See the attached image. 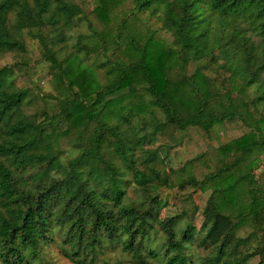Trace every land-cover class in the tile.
Listing matches in <instances>:
<instances>
[{
  "label": "trees",
  "instance_id": "trees-1",
  "mask_svg": "<svg viewBox=\"0 0 264 264\" xmlns=\"http://www.w3.org/2000/svg\"><path fill=\"white\" fill-rule=\"evenodd\" d=\"M117 6L123 12L111 28L110 10ZM139 13L159 23L160 30L169 35V46L145 29L142 46L133 44L139 57L116 61L113 56L127 15L137 19ZM81 21L87 32L76 36L75 55L81 61L90 55L104 57L96 68L108 65L106 74H112L98 89L84 93L65 80L69 97L38 98L53 104L55 112L48 114L41 108L38 114H25L21 111L25 89L6 91L3 74H14L11 67L0 66V264H37L42 247L50 242H57L73 264H94L97 256L117 247L131 257V264H149L147 258L158 257L149 244L156 224L164 237L161 264H243L251 257L245 249L247 242L264 224V185L253 175L259 166L236 176L251 184L248 214L255 225L252 231L244 236L237 233L247 212H222L214 199L217 188L202 207L199 228L189 223L178 228V215L158 218L165 205L158 189L204 191L217 174L173 183L168 175L172 168L168 173L159 170L153 164L159 159L156 151L143 145L150 144L162 127L171 131L195 127L207 132L214 122L238 119L256 139L220 170L234 167L248 155L264 153V128L260 126L264 123V0H93L87 14L71 0H0V52L25 53L22 31L47 26L48 42L37 36L49 68L59 69L63 60L49 46L62 44L66 31ZM109 29L114 37L107 49ZM151 43L171 59L180 72L179 81L188 83L192 91V78H209L200 71L208 70L224 91L245 97L242 108L220 114L213 108L203 110L207 99L192 100V112L182 104V109L176 108L166 80L145 60L146 45ZM189 63L194 69L188 70ZM133 73L163 113L162 122L147 123L127 104L118 107L114 121L104 117L108 98L129 89ZM74 128L80 139L73 144L77 152L62 162L64 150L56 148L55 142L60 133L65 136ZM160 145L167 156L169 144ZM142 153L144 159L139 161ZM130 183L141 191L142 200L126 199L125 187ZM195 235L197 246L207 252L193 261L185 248ZM260 243L258 248L263 250L264 238Z\"/></svg>",
  "mask_w": 264,
  "mask_h": 264
},
{
  "label": "rangeland",
  "instance_id": "rangeland-1",
  "mask_svg": "<svg viewBox=\"0 0 264 264\" xmlns=\"http://www.w3.org/2000/svg\"><path fill=\"white\" fill-rule=\"evenodd\" d=\"M80 6L83 13L91 11L93 0H71ZM122 6L111 9V20L116 22L121 17ZM149 18L145 13L137 14V19L127 15L125 28L122 30L120 38L117 40L118 46L115 49L113 58L116 61L127 62L139 57V50L133 46L137 44L142 46L144 30L149 29L154 32L155 38L161 41L165 46H169V35L160 30L159 23ZM95 25V23L93 24ZM47 26L40 28H27L21 33V39L25 45V53L0 52V66L11 67L13 76L4 73L3 88L8 92H16L25 89V96L21 105V111L25 114H38L41 108H44L48 114L56 111L51 103L38 101V98L45 100L52 99L54 94L67 96L65 80L69 81L74 89L78 88L84 93L92 92L103 85L107 78L112 74H106L108 65L96 68L98 62L104 60L90 55L82 61L75 55L73 44L78 34L87 32L85 23L79 22L76 26L66 31V38L62 44L49 46L54 51L56 58L62 62L59 69H50L47 60L43 56V47L38 39L44 37L47 42L50 38V32ZM110 40L106 48L112 47L113 31L109 29ZM145 60H147L153 69L162 74L166 80L165 87L168 95L176 108L180 104L188 107L186 111L192 112L194 102L201 99L206 100L203 110L213 108L217 113L227 112L231 108H242L244 96L226 92L219 85L218 81L211 79L208 70H200L202 75H195L192 81L195 90H191L188 83L179 81L180 72L173 64L171 59L162 56L156 46L151 43L145 48ZM160 64V65H159ZM194 69V64H188V70ZM179 73H178V72ZM130 88H123L120 93L113 94L108 98V107L105 118L114 121L113 114L121 105H129L136 110L140 119L147 123L163 121V113L155 107L150 96L144 91L141 83L137 80L136 74L130 75ZM208 93V94H207ZM196 95V96H195ZM245 115L246 113L243 112ZM62 126V125H61ZM264 128V123L260 124ZM149 128V127H148ZM63 129V128H62ZM77 128L70 129L67 135L61 133L55 142L56 148L64 150L60 161L72 158L76 154L73 144L79 142ZM156 133V137L148 145H143L145 149L150 148L156 151L159 159L153 160L154 166L159 170H167L171 167V173L167 172L172 182L175 183L182 178L194 176L200 178L207 173L217 175L211 180L210 188L204 191L191 189L178 190L176 188H159L158 195L164 201L165 205L157 213L158 218L178 215L179 222L177 227H183L189 223L196 230L201 224V210L206 199L213 188L219 191L214 192V199L222 212L230 215H238L247 212L244 219L239 223L238 234L244 236L255 227L251 214H248L249 208H252L251 202V184L246 178H236L242 171L248 167L259 166L253 170L255 180L264 185V153L257 156L248 155L243 162L236 163L234 167L220 170L222 165H226L231 158L239 155L245 146L256 139V134L244 126L238 119L225 120L223 122H214L207 132L200 128L189 127L184 130L171 131L169 127H162ZM160 144H169L167 156H164V150ZM162 158V159H160ZM144 159L143 153L138 155V160ZM139 163V162H138ZM165 172V173H166ZM126 199L133 201L142 200L141 191L132 183L125 187ZM262 230L256 232L255 236L247 242L245 249L251 253L243 264H264V249L261 250V238H264V224ZM150 246L157 253V258H147L149 264H161L165 260L163 254L164 237L156 224V230L151 232ZM197 236L189 242L185 248V253L195 261L206 255V250L197 246ZM240 249V248H239ZM242 250V249H240ZM244 250V249H243ZM238 256V255H237ZM170 257L173 256L170 254ZM104 261L119 262L120 264H131V257L122 252L119 247L108 249L97 256L94 264H103ZM37 264H73L66 259L58 246L57 242H50L42 247L41 258Z\"/></svg>",
  "mask_w": 264,
  "mask_h": 264
}]
</instances>
